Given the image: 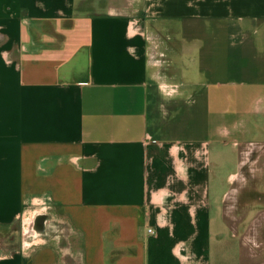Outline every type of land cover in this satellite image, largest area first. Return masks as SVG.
<instances>
[{"label": "crops", "instance_id": "0c3cea01", "mask_svg": "<svg viewBox=\"0 0 264 264\" xmlns=\"http://www.w3.org/2000/svg\"><path fill=\"white\" fill-rule=\"evenodd\" d=\"M258 114L264 0H0V264H245Z\"/></svg>", "mask_w": 264, "mask_h": 264}, {"label": "rangeland", "instance_id": "374dc122", "mask_svg": "<svg viewBox=\"0 0 264 264\" xmlns=\"http://www.w3.org/2000/svg\"><path fill=\"white\" fill-rule=\"evenodd\" d=\"M258 125L261 128L253 127V134L249 137L255 145L252 144L250 153L248 152L245 156H254L255 153L260 152L263 148L264 141V116L262 114L255 115ZM253 118V120H255ZM255 122V121H254ZM263 123V124H262ZM255 128V129H254ZM246 143V144H245ZM241 142L237 149L245 150L248 148V142ZM263 143V144H261ZM233 146L230 142L226 145V156L233 155ZM249 151V149H246ZM248 157V156H247ZM226 163L220 166L219 172L223 177H227L229 173L240 172L249 170L250 164L245 167H239L234 163H229L228 158H226ZM257 177L247 178V183L250 185L255 184L254 188L248 187L247 190H241L239 192H234L233 188L238 186L236 180L232 179L227 181L225 189L227 191V196L223 206L225 207L226 220L231 222V218L234 217L236 220L240 219V215L245 213V228H237L234 232L237 239L243 241L244 248L242 249L243 255L247 258L245 264H264V233L261 227H257L258 221L255 218H264V155L259 159L258 163L255 165ZM253 172V170H249ZM264 223V222H263ZM253 226L250 227L249 226ZM242 230V231H241ZM251 256V257H250ZM250 257V258H249Z\"/></svg>", "mask_w": 264, "mask_h": 264}, {"label": "flooded vegetation", "instance_id": "af4514ba", "mask_svg": "<svg viewBox=\"0 0 264 264\" xmlns=\"http://www.w3.org/2000/svg\"><path fill=\"white\" fill-rule=\"evenodd\" d=\"M264 220L263 221H261V222H259V224H258V226L257 227H261V229H262V232L264 233ZM9 239H12V236L10 235L9 236Z\"/></svg>", "mask_w": 264, "mask_h": 264}, {"label": "built area", "instance_id": "2783aa9c", "mask_svg": "<svg viewBox=\"0 0 264 264\" xmlns=\"http://www.w3.org/2000/svg\"><path fill=\"white\" fill-rule=\"evenodd\" d=\"M148 232L153 233V229L152 228H149L148 229Z\"/></svg>", "mask_w": 264, "mask_h": 264}]
</instances>
